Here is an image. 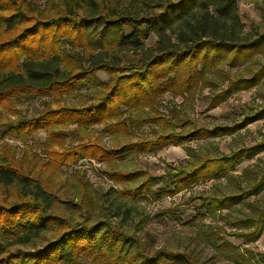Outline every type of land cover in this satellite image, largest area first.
I'll list each match as a JSON object with an SVG mask.
<instances>
[{
  "label": "trees",
  "instance_id": "16d2710c",
  "mask_svg": "<svg viewBox=\"0 0 264 264\" xmlns=\"http://www.w3.org/2000/svg\"><path fill=\"white\" fill-rule=\"evenodd\" d=\"M238 1L0 0V109L12 116L18 114L12 101L45 99L30 117L0 119V139L10 135L24 144L44 131L47 158L24 149L16 159L11 148L0 150V240L9 239L0 243V264H78L81 257L91 264H194L184 253H151L124 226L132 209L141 200L157 202L224 177L263 153L264 140L228 155L186 147L185 165L171 167L156 189L146 171L121 170L117 164L131 154L230 137L264 119V96L255 111L231 126L209 129L181 114L182 103L198 90L208 89V109H213L264 79V62L247 76L229 75L264 55V29L252 26L244 33ZM151 36L156 41L147 47ZM99 72L108 76L106 82ZM83 86L87 91L79 102L67 103ZM166 94L182 99L178 109L161 111ZM146 124L152 125V136L131 140ZM100 125L112 147L89 134ZM70 126L81 136L79 144L66 146L69 132L59 129ZM125 138L130 139L121 144ZM84 160L104 164L103 176L117 188L94 195L78 169L61 179ZM242 175L247 178L237 191L202 198L207 216L264 189V170L245 169ZM252 209L255 216L232 223L244 225L237 237L248 243L259 239L264 225V209ZM13 245L27 249L10 251ZM229 247L225 243L221 250ZM242 256L234 259L245 264Z\"/></svg>",
  "mask_w": 264,
  "mask_h": 264
},
{
  "label": "rangeland",
  "instance_id": "374dc122",
  "mask_svg": "<svg viewBox=\"0 0 264 264\" xmlns=\"http://www.w3.org/2000/svg\"><path fill=\"white\" fill-rule=\"evenodd\" d=\"M237 8L241 22L244 24V33H248L252 26L260 27V30L264 29V18H262L264 0H239ZM155 41L156 37L151 36L145 42V45L147 47L153 46ZM135 60L136 57L132 61L135 62ZM263 62L264 55L258 56L251 64L230 70L229 75L231 78L247 76L256 69L257 63ZM97 76L103 82L108 79V76L103 72L97 73ZM86 91L87 87L83 86L74 97L67 99L66 102H79ZM208 93V89L198 90L194 98L184 103H182L180 97L173 98L166 94L162 97L161 111L167 112L171 108L179 107L182 103L181 114L197 126L209 129L215 126H231L234 122H241L246 115H250L257 109L261 103V96H264V79L257 87L249 91L239 92L213 109H208L210 101ZM44 100V98H18L12 101L14 112L18 114L10 116L7 110L0 109V119L6 120L5 115H8L10 121H16L20 117H30L42 108ZM73 129L72 126L59 129L60 131L69 132L66 146L70 143L79 144L80 134L72 132ZM103 129L101 125L96 126L91 129L89 134L91 137L100 140L104 146L112 147L114 142L104 134ZM152 129V125H143L137 129L136 136L131 140L135 141L139 138L152 136ZM129 139L125 138L121 141V144ZM45 140L46 132L44 131L33 133L24 144L7 135L4 139H0V150L11 148L14 151V157L18 159L21 151L26 149L28 153L35 152L41 160L46 161L47 158L45 153L42 152L43 148L41 146ZM263 140L264 119L249 124L245 129L230 137L191 142L178 147L169 145L149 155L135 156L131 154L119 162L117 166L121 170L146 171L154 178L155 185L153 189H156L162 185L164 175L171 167L185 165L187 160L186 147L203 154L228 155L233 150L254 146ZM77 169L84 173L83 181L90 185L89 187L94 195L106 194L109 189L117 188L115 184L103 176L105 165L90 160L80 161L76 167L68 170L63 169L66 171V175L61 179L66 180L67 176ZM245 169L255 174L264 170V152L256 155L251 160L242 161L234 171L227 173L224 177L195 184L186 191L172 197L163 198L157 202L148 199L139 201L130 213L131 222L124 226L130 229V232H135L136 236L148 244L151 247V253L160 249L184 253L190 257L194 264H243V262L238 263L234 259L238 258L237 254L239 253L241 256L243 255V258L246 257L245 264H264V225L259 239L250 243L237 237L238 233L245 232V229H242L244 225H240L241 227L238 225L237 228L233 226L234 222L255 216L252 208L264 209V189L257 195L248 196L243 203L236 207L223 212H214L212 216H207L206 209L200 203L202 198L205 197L227 196L237 191L238 187L236 185L243 184L242 182H245L243 179L251 175L248 173L247 176H241L242 171ZM242 186L248 188L251 185ZM1 193L2 189H0V197H2ZM62 195L65 194L62 193ZM199 215H203L204 219L197 217ZM141 222H144V224L140 227V230H135L134 226ZM6 241L9 242V239L0 240V243L3 244ZM225 243L230 246L229 249L224 248L221 250L222 245ZM16 248L27 249V247L13 245V247H9V250L14 251ZM78 264L91 263L86 258L81 257Z\"/></svg>",
  "mask_w": 264,
  "mask_h": 264
}]
</instances>
